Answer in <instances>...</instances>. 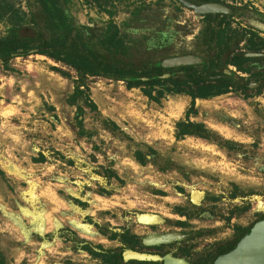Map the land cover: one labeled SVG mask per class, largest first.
Wrapping results in <instances>:
<instances>
[{"label": "rangeland", "instance_id": "1", "mask_svg": "<svg viewBox=\"0 0 264 264\" xmlns=\"http://www.w3.org/2000/svg\"><path fill=\"white\" fill-rule=\"evenodd\" d=\"M189 1L230 11L198 14L178 0H0V37L61 31L50 24L54 4L72 34L140 75L192 53L199 71L226 67L233 82L191 103L161 80L88 76L91 110L70 101V68L34 49L0 61V264H160L125 257L130 250L211 264L262 218L264 0ZM240 52L248 60L238 69L227 60ZM181 121L210 136L178 134Z\"/></svg>", "mask_w": 264, "mask_h": 264}, {"label": "trees", "instance_id": "2", "mask_svg": "<svg viewBox=\"0 0 264 264\" xmlns=\"http://www.w3.org/2000/svg\"><path fill=\"white\" fill-rule=\"evenodd\" d=\"M52 9L54 12L53 21H56L57 24L54 26L52 21L50 24L57 29L62 28V30L45 35L44 31L27 28L24 32L19 29L15 34L0 37V61L6 67L11 56H26L29 49H34V53L42 54L60 63V65L70 68L74 71L73 89L70 95L71 102L81 97L91 110H95V104L89 97L88 88L85 84V79L88 76L121 79L129 86L142 83L155 84L161 80L167 83L169 91L188 94L191 103H193L195 97H207L224 93L233 86L232 79L227 74L221 72L209 74L199 71L198 68L202 67V64L164 68L159 65V60L148 63L154 70L152 73L140 75L130 66V63L119 60L114 51L106 49V52L98 54L86 41H82L78 35L72 34L71 29H67L64 23L66 18L60 6L52 4ZM114 41L113 38L107 41L111 48L115 47ZM223 51H225L224 48L221 52ZM219 57L218 62L221 63ZM247 60L248 58L240 52L239 54H233L227 60V63L241 69V64ZM120 65H125V67ZM57 70L62 74H66V71L61 68ZM177 71H181V73L177 74ZM164 72H168V75L159 77ZM143 76H145V79L141 78ZM260 84L264 86V79L260 81ZM177 129L178 134L193 133L202 137L210 136L208 130L202 123L198 122L181 121L177 124ZM263 218L264 215L261 219ZM232 248L233 246L229 247L228 250Z\"/></svg>", "mask_w": 264, "mask_h": 264}, {"label": "water", "instance_id": "3", "mask_svg": "<svg viewBox=\"0 0 264 264\" xmlns=\"http://www.w3.org/2000/svg\"><path fill=\"white\" fill-rule=\"evenodd\" d=\"M185 7L193 10L198 14L204 13H228L230 10L228 6L215 1H206L195 4L189 0H178ZM227 52H224L220 60L223 61ZM246 56L260 55L259 52H245ZM201 58L198 55L191 53H185L181 55H173L162 58L159 61V65L162 67H171L179 65H188L192 63L201 62ZM220 71L224 74H229L230 70L226 67H221ZM162 76H167V73H163ZM217 76V75H216ZM249 85H255V83H249ZM125 256L137 258L155 260L159 259L158 255L147 254L137 251H127ZM163 264H189L184 259L179 257H173L168 254H164L162 257ZM211 264H264V218L254 222L246 233L236 242L232 249L215 256Z\"/></svg>", "mask_w": 264, "mask_h": 264}, {"label": "flooded vegetation", "instance_id": "4", "mask_svg": "<svg viewBox=\"0 0 264 264\" xmlns=\"http://www.w3.org/2000/svg\"><path fill=\"white\" fill-rule=\"evenodd\" d=\"M224 52H227L226 53V55L228 54V51L227 50H225V51H223L222 53H221V55L224 53ZM192 54V53H191ZM194 55H196V54H194ZM221 55H220V57H221ZM225 55V56H226ZM199 56V55H198ZM200 57V56H199ZM220 57H219V60H220ZM201 59H202V57H200ZM224 59H225V57H224ZM224 61V60H223ZM223 61H221L220 60V62H223ZM201 62H202V60H201ZM201 62H199V63H201ZM192 64H198V63H192ZM189 65V64H188ZM171 67H174V66H171ZM165 68H169V67H165ZM221 68V67H220ZM165 73H167V75H168V72H165ZM222 73V72H221ZM132 251V250H131ZM137 252H139V251H137ZM154 255H157V254H154ZM164 254H162V255H158L160 258L159 259H155V260H149V261H159L160 262V264H163V262H162V259H161V257L163 256ZM168 255H170V254H168ZM125 256V255H124ZM171 256V255H170ZM126 257V256H125ZM128 258H132V257H128ZM135 259H137V258H135ZM139 260H147V259H139ZM190 264V263H189Z\"/></svg>", "mask_w": 264, "mask_h": 264}, {"label": "bare ground", "instance_id": "5", "mask_svg": "<svg viewBox=\"0 0 264 264\" xmlns=\"http://www.w3.org/2000/svg\"><path fill=\"white\" fill-rule=\"evenodd\" d=\"M147 218V217H146Z\"/></svg>", "mask_w": 264, "mask_h": 264}]
</instances>
